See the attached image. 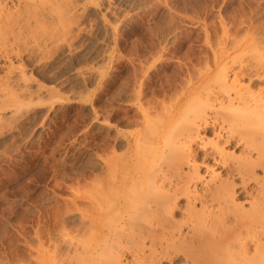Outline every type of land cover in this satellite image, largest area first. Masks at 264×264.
<instances>
[{
	"label": "bare ground",
	"instance_id": "bare-ground-1",
	"mask_svg": "<svg viewBox=\"0 0 264 264\" xmlns=\"http://www.w3.org/2000/svg\"><path fill=\"white\" fill-rule=\"evenodd\" d=\"M8 1H16L18 6L23 3L0 0V58L13 52L11 42H16L24 28L20 23L23 16L20 26L18 18L13 19L21 6L20 10L14 6L18 12L12 13L15 10L10 11ZM259 7L257 24H261L256 28L264 32ZM253 41L260 45V39ZM235 48L232 53L222 48L219 55L214 54L213 64H202L200 69V64H193L197 72L190 70V63L171 66L175 74H184L181 69L185 66L194 72L184 83L188 87L174 86L175 75L171 71L168 74L173 75L165 74V68L161 73L166 75H162L165 81L149 91L158 69L148 75L145 71L146 76L142 71L140 89L134 88L135 98L128 101L127 109L139 117L134 123L126 122L136 130L116 131L117 144L110 146L106 157L98 155L101 171L95 175L96 184L89 189L85 181L81 187L79 199L85 205L76 209L80 213L77 235L71 237L65 231L67 224L75 223L66 220L75 211L70 208L65 212L4 210L0 242L12 230L24 253L5 250L0 264H264V47L256 54L261 64H247L255 61L254 56L249 58L248 52ZM98 117L104 124L111 120L101 114ZM87 156L85 148L80 166L84 180ZM46 217L51 219V228L45 225ZM29 219L36 224L33 234L27 228ZM58 236L63 237L64 245L57 242Z\"/></svg>",
	"mask_w": 264,
	"mask_h": 264
},
{
	"label": "rangeland",
	"instance_id": "rangeland-1",
	"mask_svg": "<svg viewBox=\"0 0 264 264\" xmlns=\"http://www.w3.org/2000/svg\"><path fill=\"white\" fill-rule=\"evenodd\" d=\"M28 1L22 0L28 6L25 8L23 3L16 5V1L7 3L12 7L11 10L8 7L11 12L20 10L21 6L22 12L19 13L24 15L16 13L13 19L18 18V24L22 19L21 29L26 28L18 37L22 38H17L16 42L12 40L13 52L0 58V97L5 95L0 101L7 103L0 105V221L1 213L8 209L65 212L70 208L75 211L66 220L73 219L75 223L67 224L65 231L71 237L77 235L76 228H80V213L76 209L85 205L79 199L82 184L88 181L90 189L96 184L95 175L101 171L98 155L106 157L111 147L117 144L116 131L128 133L136 130L127 127L128 122L134 123L139 118L134 110L127 112L128 101L135 98L134 88H139L145 71L148 75L158 69L152 76L153 85L147 88L150 91L165 81V74L173 73L171 66L175 64H200V69L202 64H213L214 54L218 52L216 55H219L222 48L225 52L230 49L229 53H232L235 47L248 52L246 56H254L255 61L248 59L247 64H257L259 58L256 54L264 47V32L256 28L261 24H257L259 6L263 9V20H258L264 23V0ZM16 10L12 13L18 12ZM223 28L232 39L225 36ZM256 38L260 39V45L254 43ZM227 39L226 44L223 40ZM186 67L181 69L184 71V74L180 72L181 77L173 73L175 78L171 82L177 88L188 83L189 76L194 74L191 72L198 70L196 66L194 70L190 68L192 71ZM163 69L165 74L162 77ZM135 74L139 75L138 78ZM135 78L138 79L136 86ZM15 94L19 98L13 96ZM14 101L19 104L15 105ZM100 114L111 120L102 123L98 117ZM121 140H118L120 145L123 144ZM100 141L102 149L98 147ZM85 148L88 171L84 180L80 166ZM10 219L16 220L14 217ZM44 220H48L44 224L51 228V219L46 217ZM30 222L27 228L33 234L36 224ZM9 233L4 242H0V259L5 257V250L24 253L22 243L14 238V231ZM57 239L64 245L63 237Z\"/></svg>",
	"mask_w": 264,
	"mask_h": 264
}]
</instances>
